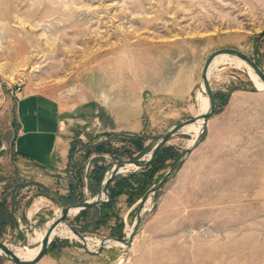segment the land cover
<instances>
[{
    "label": "rangeland",
    "instance_id": "obj_1",
    "mask_svg": "<svg viewBox=\"0 0 264 264\" xmlns=\"http://www.w3.org/2000/svg\"><path fill=\"white\" fill-rule=\"evenodd\" d=\"M221 48L264 70V0H0V240L30 246L62 204L94 198L115 161L147 156L199 116L202 69ZM210 82L208 128L152 195L132 243L90 254L57 236L36 264H264V90L233 60ZM19 83L63 110L69 153L47 184L21 175L14 150ZM192 137L172 136L154 164L115 176L109 206L67 221L85 237H127ZM0 264L15 263L0 254Z\"/></svg>",
    "mask_w": 264,
    "mask_h": 264
},
{
    "label": "water",
    "instance_id": "obj_2",
    "mask_svg": "<svg viewBox=\"0 0 264 264\" xmlns=\"http://www.w3.org/2000/svg\"><path fill=\"white\" fill-rule=\"evenodd\" d=\"M220 54H229V55L236 56V57H239V58L245 60L254 69V71L259 75V77L264 82V70L260 67V65L251 56H249L245 52L240 51V50L235 49V48H221V49H218V50L214 51L213 53H211L208 56V58L206 59L204 66H203V69H202V73H201V80L204 81V84L206 86V91H207V94H208L209 100H210V109L204 116H202L204 118V121H205L202 133L198 136V138L196 139V142L191 147H188L185 150H183L172 161L168 170L165 172L163 178L157 184H155L149 191H147L144 194V196L141 198L139 213L137 215V220L134 224V227H133L131 233L127 237H124V238L106 237V238H104V242L106 239H113L116 241H120L124 244H131L132 243V241L134 240V237L136 236V234L138 232V228H139L141 218H142V214L144 211V205L146 204L148 198L151 195H156L158 190L168 181V179L170 178V176L172 175V173L176 169V167L192 152V150L197 145V143H199V141L202 139L203 133L207 130L209 120H210L211 116L213 115L215 107H216V98H215V93H214V90H213L211 82H210L209 71H210V67H211L214 59ZM199 117L200 116H195L194 118H190L188 120H185V121H182V122H179V123L173 125L162 136V138L156 143V145L152 148V150L150 151V155L148 157L144 156V157H140V158L122 159V160L115 161L109 167V169L107 171V173H110L108 175V178H106V176H105V179H104L105 182L103 180V185L94 198L88 199V200H85L82 202L67 204V205L62 204L61 216L59 218H57L56 220H54L53 223L48 227L46 235L42 241L41 248L34 258H32V259L21 258L20 256H18L16 254L15 251L12 250V248L9 247V245L6 242H4L2 240H0V249L2 250L1 255H3L4 257H6L8 260H10L11 262H13L15 264H36V263H38L46 255L51 242L55 238L54 236H52L53 231L62 221H67V217L70 215V211L72 209H79V212H81L82 210L91 208L93 206H99L103 203L108 202L111 199L110 186L113 183L115 176L118 175L119 173H121L122 168L127 167L128 165H132L136 169H140V168H143V167L150 165L154 161V159L156 158V156L160 152V150L163 147H165V145L169 142V140L171 139L172 136H174L177 133H179L180 131H182V129L185 126H187L188 124L195 122ZM67 223L72 228V230L78 236H80V238L82 240H85V236L80 231L76 230L68 221H67ZM83 244H84L86 250L88 251V253H90V254H99L104 250V247L106 246L104 243V244L100 245L98 250L96 251V250L89 249V247L87 246V244H85V242H83Z\"/></svg>",
    "mask_w": 264,
    "mask_h": 264
},
{
    "label": "crops",
    "instance_id": "obj_3",
    "mask_svg": "<svg viewBox=\"0 0 264 264\" xmlns=\"http://www.w3.org/2000/svg\"><path fill=\"white\" fill-rule=\"evenodd\" d=\"M18 133L14 140L16 155L22 160L21 175L47 184L60 173L69 147L62 137L63 110L57 98L24 88L17 100Z\"/></svg>",
    "mask_w": 264,
    "mask_h": 264
},
{
    "label": "bare ground",
    "instance_id": "obj_4",
    "mask_svg": "<svg viewBox=\"0 0 264 264\" xmlns=\"http://www.w3.org/2000/svg\"><path fill=\"white\" fill-rule=\"evenodd\" d=\"M227 60H233L236 61L239 65L245 66L253 75L254 79H255V83L256 85L259 87L260 90H264V82L263 80L259 77V75L254 71V69L243 59L236 57V56H232L229 54H220L218 55L211 67H210V71H209V77L211 76L212 70L213 68L221 63V62H226ZM199 99H200V112H199V118L191 123L188 124L187 126H185L182 130L188 133L193 134L192 139L189 141V145H193L196 142V139L198 138V136L202 133L203 128H204V118L202 116H204L210 109V100H209V96L207 94L206 91V86L204 84V81L201 80L200 82V88H199ZM150 155L147 154V157ZM134 167L132 165H128L127 167H124L121 169V172H124L126 170H128L129 168ZM135 168V167H134ZM110 173H107L106 178H108V175ZM105 178V177H104ZM105 182V180H104ZM40 198V197H39ZM151 199H152V195L148 198L146 204L144 205L145 209H147V207L149 206V204L151 203ZM43 200L45 199H40V200H36L37 201V208H39V204H42ZM45 203V202H44ZM35 206V207H36ZM34 207V206H33ZM35 209V208H34ZM79 212V209H72L70 211V215H75ZM28 213V212H27ZM33 213V209L30 210V215ZM62 213V208L58 211L57 213V218H59L61 216ZM31 217V216H30ZM57 218L50 220L48 222V227L53 223L54 220H56ZM48 227L37 233V236L35 238L32 239L31 241V245L30 246H15L13 244H8L10 248H12L13 251L16 252V254L18 256H20L23 259H32L36 256V254L39 252L40 248H41V244L42 241L46 235L47 229ZM131 233V231L129 232V234ZM52 236L54 237H73V238H77L80 239L82 242H85V244H87V246L89 247V249L94 250L97 247H99L100 245L104 244L107 246H112V245H121V246H126L124 243L120 242V241H116L113 239H106L104 242V239L102 238H91V237H85V240H82L80 238V236H78L73 230L72 228L68 225L67 221H62L53 231ZM38 243V244H37ZM35 244V245H34ZM92 246H97L96 248H91L89 245ZM2 253V250L0 249V254Z\"/></svg>",
    "mask_w": 264,
    "mask_h": 264
},
{
    "label": "trees",
    "instance_id": "obj_5",
    "mask_svg": "<svg viewBox=\"0 0 264 264\" xmlns=\"http://www.w3.org/2000/svg\"><path fill=\"white\" fill-rule=\"evenodd\" d=\"M164 150H165V147H163V148L160 150V152L157 154V156H156V158L154 159V161H153L152 164H154V163L160 158V155L164 152ZM110 193L113 194L111 188H110ZM106 206H109V203L106 202V203L101 204V207H102V208H103V207H106ZM88 209H89V208H88ZM88 209L82 210L80 213L83 214V213L87 212Z\"/></svg>",
    "mask_w": 264,
    "mask_h": 264
},
{
    "label": "built area",
    "instance_id": "obj_6",
    "mask_svg": "<svg viewBox=\"0 0 264 264\" xmlns=\"http://www.w3.org/2000/svg\"><path fill=\"white\" fill-rule=\"evenodd\" d=\"M24 84L23 83H19L15 88H14V95L15 97L18 99H20L23 91H24Z\"/></svg>",
    "mask_w": 264,
    "mask_h": 264
}]
</instances>
